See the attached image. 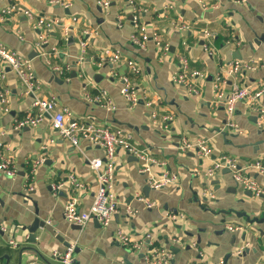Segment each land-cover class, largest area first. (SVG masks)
I'll return each instance as SVG.
<instances>
[{"label": "crops", "instance_id": "obj_1", "mask_svg": "<svg viewBox=\"0 0 264 264\" xmlns=\"http://www.w3.org/2000/svg\"><path fill=\"white\" fill-rule=\"evenodd\" d=\"M109 1V10L100 5L102 0H72L67 10L43 0H16L19 11L5 22L0 20V42L32 62L42 82L41 98L55 97L75 121L130 132L138 147L148 148L163 164L155 167L153 174L176 175L178 182L153 190L149 176L140 172L142 163L118 150L114 189L120 206L113 222L108 227L95 221L81 228L69 224L64 212L70 198H78L81 211L91 207L97 177L89 161L105 160V152L85 141L80 143L81 150L72 147L52 130L47 115L37 128L16 131V123L32 113L34 99L24 93L16 76L0 62V71L5 75L0 79V90L7 92L9 100L8 112L3 111L0 103V151L17 168L15 178L0 173V264H59L56 254L70 246H75L73 264H148L144 255L151 247L171 249L174 264H264V237L260 233L264 224L251 226L231 214L234 211L246 213L250 219L261 218L264 194L254 197L225 170L213 178L195 173L198 170L203 174L223 155L233 157L241 165L264 158V131L257 127L256 113L247 103L240 102L234 123L241 133L229 129L225 107L217 101L213 88L222 70L236 61L254 60L258 68L242 73L237 80L226 79L222 85L226 95L235 84L255 90L264 83V0H248L246 6L232 0H204L208 10L194 0ZM8 4V0H0V14ZM24 10L32 11L35 18H27ZM40 18L61 21V27L50 33L43 47L47 56L43 57L35 48L44 35V30L36 27ZM140 26L146 28L150 37L144 48L131 42ZM65 28L70 29L68 36ZM205 32L212 35L211 39L206 38ZM154 33L169 45L168 55L151 39ZM81 41L88 43V57L82 65L78 62ZM209 43L213 56L204 50ZM106 50L119 51L123 62L96 65ZM181 56L188 60L190 72L205 76L198 80L200 96H191L185 87L172 82ZM127 61L138 66V75L131 73ZM53 66L68 71L59 76ZM123 77H128L140 94L141 101L134 108L121 95ZM99 91L108 93L115 111L88 102L86 93ZM148 102L158 120L165 115L173 118L169 131L153 124ZM261 103L264 106V98ZM197 139L210 142L209 159H202L196 151L178 149L183 140ZM40 159L43 162L28 179ZM250 175L264 187V178ZM71 177L83 188L72 185ZM58 184L64 187L55 193L53 186ZM138 198L156 206L148 208ZM128 208L134 215L128 214ZM37 213L52 234L39 229L40 243L32 245L27 242L28 231L22 230L32 226ZM169 215H184L185 219L172 221ZM231 226L243 230L230 231ZM119 229L141 244V250L120 245L116 240ZM23 248H35L38 252L21 253Z\"/></svg>", "mask_w": 264, "mask_h": 264}, {"label": "built area", "instance_id": "obj_2", "mask_svg": "<svg viewBox=\"0 0 264 264\" xmlns=\"http://www.w3.org/2000/svg\"><path fill=\"white\" fill-rule=\"evenodd\" d=\"M9 4L6 8L1 11L0 20L5 22L9 17L14 15L19 11L18 5L15 3L16 0H8ZM52 7H59L63 9H70L72 6V0H43ZM203 10H208V6L204 0H194ZM236 5L246 6L248 5V0H232ZM132 3V2H131ZM100 5L105 10H109L110 1L102 0ZM24 15L33 20L35 14L30 10H24ZM36 27L44 30V35L39 37V40L35 44V48L40 51L41 56H47V53L43 51V47L47 43V39L50 33L57 27H61L60 20H45L40 18L37 21ZM65 34L68 36L70 29L65 28ZM206 38L211 39L212 35L209 32H205ZM21 40L22 37L20 36ZM156 45L162 50L163 54L166 56L169 54L170 49L168 44H163L160 40L158 34L154 33L151 38ZM23 40V39H22ZM150 40L148 32L144 26L137 28L135 33L131 37V42L140 48H144L145 44ZM81 55L78 59L80 65L84 64L86 58L88 57V43L87 41L80 42ZM205 52L208 55L213 56L214 51L211 47V43L206 44L204 47ZM0 62L5 65L10 72H12L24 93L27 96H31L33 101V111L27 115L24 119L19 120L16 123L15 130H22L24 128H37L45 116H50L51 118V128L52 130L63 140L67 141L72 147L77 150L80 149V143L85 141L90 145L101 148L105 152V160L93 159L89 161V165L92 171L97 177V190L93 198V203L91 207L86 211H81L79 209L78 198L72 197L67 202L65 206L64 217L69 224L85 227L91 222H96L103 227H108L114 220L116 214L118 213L119 204L117 196L114 189V177H115V156L118 150H122L132 157L136 158L140 163H142V169L140 172L142 174H147L149 176L148 183L153 190H160L168 186L177 184L178 177L176 175H170L163 173L161 176L153 174V169L155 167H163L156 158H154L148 148H140L134 142V137L132 134L123 129H114L105 125L87 123L83 121H75L71 118V112L66 108H61L55 97L49 99H44L40 97L42 92V82L37 78L35 70L33 68L32 62L26 57L10 49L7 45L0 42ZM123 62L122 55L119 51H104L99 58L96 60L95 64L102 66L104 63H110L113 65H119ZM51 65V62H47ZM180 68L172 76V82L176 85L183 86L187 89V92L191 96H200L201 88L198 83L205 79L204 74L199 72H190L188 60L181 56L179 57ZM127 66L130 68L131 73L138 75L140 70L138 66L132 62L127 61ZM258 64L254 60L249 61H236L230 63L226 66L221 74L216 78L214 83V92L217 101L222 102L225 111L228 116V128L241 133L239 126L234 123V116L236 112L237 105L240 102H245L250 106V109L256 113L257 127L264 131V106L261 101L264 98V83L260 85L258 89L251 90L249 88H241L237 84L233 86L232 91L226 95L222 90V85L226 79L237 80V77L244 72L256 71ZM54 71L59 76H64L68 69H63L59 67H54ZM5 75L3 71H0V79H4ZM69 78H67V81ZM122 89L121 95L124 100L129 104L130 108H134L139 105L141 98L139 92L133 87L130 79L128 77L122 78ZM86 90V89H85ZM86 99L88 102L98 105L101 108L113 112L116 110V106L113 100L110 98L107 92L99 91L95 94L86 93ZM0 103L4 112H8L9 100L7 92L5 90H0ZM147 107L152 109L151 119L153 124L158 126L164 131H169V125L173 121L170 115H165L159 118L155 110H153L152 103L148 102ZM1 148V147H0ZM181 152L186 151H196L198 155L206 160L212 155V147L210 142L205 139H197L193 142L188 140H183L181 145L178 147ZM43 162L40 159L35 163L32 171L27 175L28 179H31L35 173L36 167ZM228 170L232 175L234 182L243 190L249 191L256 198H260L264 194V187L257 180L252 178L250 174H257L258 176L264 178V158L257 159L253 162H248L246 164H239L236 159L229 155L220 156L217 160L213 162V166L203 172L195 170L196 175H203L206 178H213L217 172ZM0 173L8 178H15L17 176V168L14 161L6 156L0 151ZM71 184L76 188H83V185L77 182L73 177L70 180ZM64 184H58L53 186L55 193H58ZM139 202L146 204L148 208H153L156 206L154 202H149L145 198H138ZM128 214L130 216L134 215V211L128 208ZM169 219L172 221H178L185 219L184 215H169ZM230 231L243 230L238 226L228 227ZM149 239V237L147 238ZM116 240L125 248L132 250H141V244L132 241V237L129 236L125 231L119 229L116 234ZM244 248H242L238 254L243 253ZM74 251L75 246L68 247L65 252L56 254L59 259V264H73L74 263ZM145 260L148 264H174L175 254L171 249L166 248H149L144 255ZM189 264H210V263H199L190 262ZM213 264H226L224 261H220Z\"/></svg>", "mask_w": 264, "mask_h": 264}, {"label": "water", "instance_id": "obj_3", "mask_svg": "<svg viewBox=\"0 0 264 264\" xmlns=\"http://www.w3.org/2000/svg\"><path fill=\"white\" fill-rule=\"evenodd\" d=\"M58 8V7H57ZM225 172L229 173L228 170H225ZM231 214H234L236 215L238 218H243L246 220V222L249 224V225H257V226H261L264 224V215L261 217V218H254V219H250L249 216H247V214L245 213H239V212H234L232 211ZM79 228H81L80 226H77ZM41 229L49 234H52V231L50 230L49 226L47 225V223L41 219L40 217H38V213H37V218L35 219L34 223L32 224V226L30 227H26L25 229L22 230V232H25L26 230L28 231L29 233V236L27 238V242L29 244H32V245H38L40 242H38L37 240V233H38V230ZM261 232V236L264 237V231L260 230ZM26 251H29V252H33V253H37L38 250L35 249V248H23L21 250V253H24ZM6 259V258H5ZM8 259V257H7ZM2 259H0V262H1ZM44 261V260H43Z\"/></svg>", "mask_w": 264, "mask_h": 264}]
</instances>
